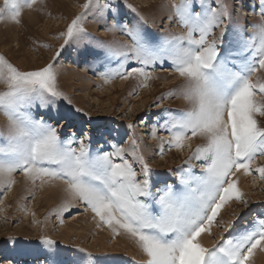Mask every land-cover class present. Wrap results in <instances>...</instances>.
Segmentation results:
<instances>
[{"label": "snow or ice", "instance_id": "1", "mask_svg": "<svg viewBox=\"0 0 264 264\" xmlns=\"http://www.w3.org/2000/svg\"><path fill=\"white\" fill-rule=\"evenodd\" d=\"M36 3L4 0L0 20L19 23L23 9ZM258 3L264 17V0ZM92 4L93 0H87L82 7L90 11ZM96 7L104 11L99 4ZM173 8L178 22L187 29L186 35H169L153 43L142 31L125 25L132 43L108 46L99 58L109 64L118 60L120 67L124 62L130 65L123 71L119 67L110 70L106 82L113 77L128 79L132 74L147 80L151 78L145 71L149 65L171 61L173 71L185 81L181 94L191 108L170 114L172 119L166 122L172 132L169 145L183 148L189 133L204 137L206 145L193 155L207 161L202 175L182 176L181 191L166 186L161 195L153 197L150 169L142 156H134L142 165L141 181L120 146L93 154L85 143L89 139L86 132L61 139L59 123L53 126L27 111L34 105L48 109L50 98L66 99L58 90L53 64L21 71L0 56V84L6 85V90L0 91V112L8 120L6 134H0L4 142L0 146V185L10 189L17 172L33 182L43 177L63 181L71 199L82 202L114 235L122 230L134 238L147 257L145 264H251L254 250L264 249V216L235 236L222 237L223 243L211 250L198 238L209 231L227 202L242 199L232 177L241 170L251 175V163L258 155L264 156V126L257 119L264 116V82L252 79L264 69V23L253 25V35L248 37L238 29L235 48L222 55L217 41L209 43L208 37L222 26L225 16L230 18L226 6L214 7L209 0H179ZM86 15L87 11L68 25L65 44L81 37ZM118 27L119 21L113 30ZM225 31H221V44ZM133 62L142 67L132 66ZM255 171L264 180V167ZM67 208L66 203L61 211Z\"/></svg>", "mask_w": 264, "mask_h": 264}, {"label": "rangeland", "instance_id": "2", "mask_svg": "<svg viewBox=\"0 0 264 264\" xmlns=\"http://www.w3.org/2000/svg\"><path fill=\"white\" fill-rule=\"evenodd\" d=\"M86 2L37 0L31 8L23 9L19 23L0 20V56L21 71L53 64L58 90L66 97L50 98L48 109L34 105L27 111L53 126L59 123L61 139L86 132L89 139L85 143L93 154L120 146L141 181L142 165L134 156H142L150 169L153 197L161 195L166 186L181 191L180 178L202 175L207 163L193 158L196 149L206 145L204 137L189 133L183 148L169 145L172 132L166 122L172 119L170 114L191 108L181 94L184 79L173 71L171 61H157L145 69L150 79L132 74L128 79L113 77L106 82L110 70L119 67L123 71L130 65L124 62L120 67L118 60L109 64L99 58L108 46L132 43L125 25L142 31L153 43L169 35H186L187 29L174 15L173 4L179 0H93L90 11L82 7ZM209 2L214 7L226 6L231 14L208 37L209 43L217 41L222 55L235 48L238 29L248 37L253 35V25L264 23L258 0ZM97 4L103 12L97 10ZM3 5L0 0V11ZM86 11L81 37L65 44L68 25ZM117 21L119 27L113 30ZM222 29H226L223 44ZM132 66L142 67L135 62ZM252 79L264 82V69ZM5 90L6 85L0 84V91ZM257 119L264 126V116ZM7 124V117L0 112V134H6ZM3 143L0 141V146ZM74 146L78 150V145ZM259 167H264V156L258 155L251 163V175L241 170L232 177L242 199H232L222 207L209 231L198 238L203 247L213 249L223 243L222 237L235 236L264 216V180L255 171ZM12 179L15 182L10 189L0 185V264H145L147 257L134 238L122 230L114 235L82 202L71 199L63 181L43 177L33 182L19 172ZM66 203L68 208L62 212ZM47 240L53 243H43ZM251 264H264V249L254 250Z\"/></svg>", "mask_w": 264, "mask_h": 264}]
</instances>
